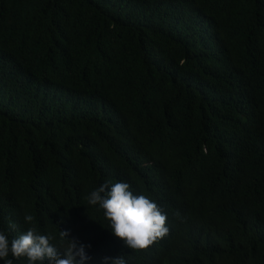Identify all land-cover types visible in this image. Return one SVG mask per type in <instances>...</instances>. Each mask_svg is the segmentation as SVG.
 <instances>
[{
	"label": "trees",
	"instance_id": "1",
	"mask_svg": "<svg viewBox=\"0 0 264 264\" xmlns=\"http://www.w3.org/2000/svg\"><path fill=\"white\" fill-rule=\"evenodd\" d=\"M106 181L204 227L157 264H264V0H0V230L137 264Z\"/></svg>",
	"mask_w": 264,
	"mask_h": 264
},
{
	"label": "clouds",
	"instance_id": "2",
	"mask_svg": "<svg viewBox=\"0 0 264 264\" xmlns=\"http://www.w3.org/2000/svg\"><path fill=\"white\" fill-rule=\"evenodd\" d=\"M87 201L99 206L109 221L111 232L134 252L137 264H157L165 261L170 253L179 249L185 242L193 241L195 216L184 204L171 206L161 201L157 204L148 196L134 194L126 182L114 184L105 182L92 191ZM34 216L26 214L25 223L33 225ZM15 230V225H10ZM202 230L204 227H196ZM68 231H60L61 246L52 243L56 239L51 233L41 234L35 226L16 238L0 230V260L4 264H89L93 259L85 245L78 239H68ZM24 262L16 261L8 257ZM131 256H105L101 264H129Z\"/></svg>",
	"mask_w": 264,
	"mask_h": 264
}]
</instances>
